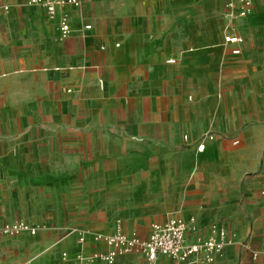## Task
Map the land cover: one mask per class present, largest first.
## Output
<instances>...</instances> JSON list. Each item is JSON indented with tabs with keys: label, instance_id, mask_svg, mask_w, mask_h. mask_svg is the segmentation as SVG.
Listing matches in <instances>:
<instances>
[{
	"label": "crops",
	"instance_id": "crops-1",
	"mask_svg": "<svg viewBox=\"0 0 264 264\" xmlns=\"http://www.w3.org/2000/svg\"><path fill=\"white\" fill-rule=\"evenodd\" d=\"M81 3L0 0V223L37 231L1 237L3 264H104L119 227L172 217L230 233L209 264H264V0L234 20L226 0Z\"/></svg>",
	"mask_w": 264,
	"mask_h": 264
},
{
	"label": "built area",
	"instance_id": "built-area-1",
	"mask_svg": "<svg viewBox=\"0 0 264 264\" xmlns=\"http://www.w3.org/2000/svg\"><path fill=\"white\" fill-rule=\"evenodd\" d=\"M255 1L226 0V8L233 15L238 7L237 15L245 17L252 11ZM29 2L34 6L42 7L50 16L57 14L59 8L79 9L82 6L81 0H29ZM1 9L8 10L5 6H2ZM86 29H91V26L87 25ZM59 30L62 39L67 38L71 33L72 28L65 14L60 19ZM225 42L241 44L243 38L227 35ZM238 52L237 49L233 51V53ZM167 62L172 64L175 63V60L169 59ZM204 148L203 145H199L198 151H203ZM36 232L35 228L24 222L0 223V238L24 233L36 235ZM191 237L186 223L177 217H172L164 227L154 228L146 240L140 239L134 233H126L119 227L115 234L105 237L109 249L95 255L94 259L104 264H114L120 255L140 252L145 254L151 262L155 261L159 255H164L171 258L174 264H209L231 242V235L224 227L219 229L217 236L208 237L204 241H192Z\"/></svg>",
	"mask_w": 264,
	"mask_h": 264
},
{
	"label": "rangeland",
	"instance_id": "rangeland-1",
	"mask_svg": "<svg viewBox=\"0 0 264 264\" xmlns=\"http://www.w3.org/2000/svg\"><path fill=\"white\" fill-rule=\"evenodd\" d=\"M215 0H205V3H207V5H206V7H210L208 4H212L213 2H214ZM224 4V6H225V0H222V5ZM208 13H209V17L210 18H213V17H216V14H215V11L214 10H212V9H208ZM236 13V12H235ZM230 14L227 10H226V8H225V11L224 12H222L221 14H219L218 16L219 17H222V18H224V19H226V18H230V19H232V20H234V19H236L237 17H238V15L237 14ZM4 263V261L0 258V264H3Z\"/></svg>",
	"mask_w": 264,
	"mask_h": 264
}]
</instances>
